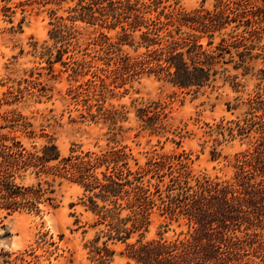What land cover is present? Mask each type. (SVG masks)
Returning <instances> with one entry per match:
<instances>
[{
  "label": "trees",
  "instance_id": "16d2710c",
  "mask_svg": "<svg viewBox=\"0 0 264 264\" xmlns=\"http://www.w3.org/2000/svg\"><path fill=\"white\" fill-rule=\"evenodd\" d=\"M178 1L44 0L68 4L74 14L67 18L70 24L51 23L52 45L34 42L33 50L46 59L51 71L56 62L69 64L63 60L66 56L74 75L89 74L68 89L85 106L81 117L120 128L126 111L124 105H104L112 91L109 85L122 87L125 93L124 85L153 76L198 93L214 87L217 75L227 70L223 65L234 56L235 67L246 69L257 56L253 50L262 47L257 42L264 33V0H213L211 8L191 10L175 7ZM76 20L101 28L91 44L102 49L104 55L98 57L102 65L67 55L76 37ZM124 45L133 53L123 52ZM230 78L233 87L239 85L236 75ZM36 84L32 81L31 87ZM18 98L13 91L4 92L0 106ZM247 105L243 118L230 120L227 131L230 137L252 140L234 154L228 178L192 175L184 150L151 156L143 164L120 144L98 149L74 144L62 155L52 138L27 146L1 125L0 210L8 216L55 207L57 187L68 182L82 189L79 200L96 216L91 227L103 225L84 244L92 264H111L116 242L124 243L128 264H264V96L256 94ZM7 113L3 121L35 136L32 123L20 111ZM136 117L151 132L165 130L167 112L159 101L136 108ZM211 152L212 157L219 155L215 148ZM27 175L33 177L31 183L23 182ZM155 212L186 230L166 238V223L156 237L146 239Z\"/></svg>",
  "mask_w": 264,
  "mask_h": 264
},
{
  "label": "rangeland",
  "instance_id": "374dc122",
  "mask_svg": "<svg viewBox=\"0 0 264 264\" xmlns=\"http://www.w3.org/2000/svg\"><path fill=\"white\" fill-rule=\"evenodd\" d=\"M213 2L179 0L174 6L186 10L201 5L211 8ZM68 6L44 0H0V98L8 91L19 96L12 104L0 106V126L7 125L4 130L18 136L27 146L52 138L62 155L74 144L82 149L120 144L143 164L151 156L184 150L190 157L188 165L192 175L230 177L234 154L244 149L251 138L230 137L229 121L243 118L248 111L249 98L256 94L264 96V33L257 42L262 47L253 50L257 56L246 63V69L235 67L237 57L234 56L223 65L227 70L217 75L214 87L198 93L177 89L153 76H143L124 85L125 93L122 87L109 85L112 91L108 92L104 105H124L127 115L118 123L119 128L102 120L92 121L89 116L81 117V113H86L85 106L75 101L68 89L84 82L89 74L74 75L71 59L66 56L63 60L70 61L69 64L56 62L51 71L46 59L33 50L34 42L53 44L49 37L51 23H71L67 18L74 12H69ZM73 25L77 33L67 55L92 58L94 64L102 65L98 59L104 55L102 49L91 44L101 28L81 20L74 21ZM108 34L114 36V31ZM122 51L133 53L127 45L122 46ZM234 75L239 83L236 87L230 78ZM32 81L37 83L35 89L31 87ZM42 86L44 91H38ZM150 101L161 102L167 112L165 130L159 133L143 128L136 117V108ZM12 109L20 111L32 123L33 138L28 137L22 126H10L3 121ZM92 111L95 112V107ZM214 148L219 153L216 157H212ZM131 165L134 166L133 160ZM32 181L31 175L23 180L24 183ZM55 194L57 205H47L39 213L22 211L5 216L0 210V264H92L84 244L103 225L91 227L96 216L85 210L79 200L82 189L77 185L64 182ZM166 223H169L163 232L166 238L186 230L184 225L155 212L145 238L156 237ZM124 246L121 242L112 245L115 254L111 264H128L122 253Z\"/></svg>",
  "mask_w": 264,
  "mask_h": 264
}]
</instances>
